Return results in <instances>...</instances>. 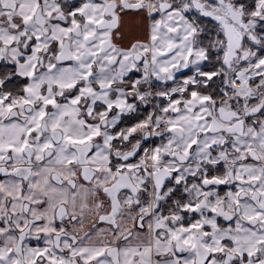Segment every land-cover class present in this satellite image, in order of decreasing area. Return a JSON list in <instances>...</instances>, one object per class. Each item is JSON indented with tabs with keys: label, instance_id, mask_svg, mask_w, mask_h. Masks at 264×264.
<instances>
[{
	"label": "snow or ice",
	"instance_id": "6c2138e0",
	"mask_svg": "<svg viewBox=\"0 0 264 264\" xmlns=\"http://www.w3.org/2000/svg\"><path fill=\"white\" fill-rule=\"evenodd\" d=\"M0 264H264V0H0Z\"/></svg>",
	"mask_w": 264,
	"mask_h": 264
}]
</instances>
